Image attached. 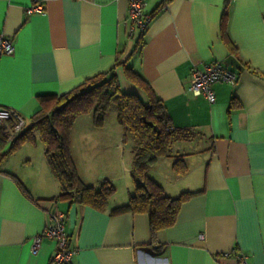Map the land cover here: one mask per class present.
<instances>
[{
	"label": "crops",
	"instance_id": "crops-1",
	"mask_svg": "<svg viewBox=\"0 0 264 264\" xmlns=\"http://www.w3.org/2000/svg\"><path fill=\"white\" fill-rule=\"evenodd\" d=\"M34 1L0 0V34L14 43L13 53L0 58V107L20 113L28 126L39 97L64 95L119 63L121 93L148 101L126 67L164 104L172 127L188 135L149 176L169 197L199 194L182 206L174 226L153 236L147 214L112 213L134 192L137 144L119 123L96 128L88 114L71 131L82 183L115 188L105 211L59 199L38 140L13 153L0 143V264H53L54 241L46 238L31 252L52 209L66 216L69 246L77 251L72 264H238L242 256L264 264V79L243 65L264 74V0H146L152 21L140 45L139 31L129 35L128 0H39L44 11L27 15ZM214 62L238 73L239 82L215 85L216 102L209 104L189 86L193 68ZM119 143L130 147V168L123 165L121 175L109 171L108 156L96 160L114 147L117 169ZM124 155L125 149L123 163ZM177 158L184 175L174 171Z\"/></svg>",
	"mask_w": 264,
	"mask_h": 264
},
{
	"label": "trees",
	"instance_id": "trees-1",
	"mask_svg": "<svg viewBox=\"0 0 264 264\" xmlns=\"http://www.w3.org/2000/svg\"><path fill=\"white\" fill-rule=\"evenodd\" d=\"M222 31L226 37L224 28ZM142 39L143 32L137 45L141 44ZM229 48L233 55H237L233 45L230 44ZM243 65L264 79L263 73L251 69L247 63ZM119 66L117 63L110 71L87 79L64 95L39 97V111L12 144L9 153L26 143L35 144L39 139L44 146L50 171L60 185L59 199L105 211L115 194V188L108 181H104L99 188L87 187L82 183L71 153V131L75 122L88 114L93 116V125L102 128L111 106L115 105L118 123L135 139L137 146L131 170L134 192L126 205L112 210V213L147 214L154 236L174 226L182 206L199 194L184 192L176 198L169 197L163 187L149 176V168L160 158L169 156L172 144L188 138V135L172 127L164 104L136 72L126 67L127 78L147 95L148 101L144 103L135 94L121 93L115 74ZM0 143L4 145L2 137ZM173 168L179 175L187 173L180 158L175 159Z\"/></svg>",
	"mask_w": 264,
	"mask_h": 264
},
{
	"label": "built area",
	"instance_id": "built-area-1",
	"mask_svg": "<svg viewBox=\"0 0 264 264\" xmlns=\"http://www.w3.org/2000/svg\"><path fill=\"white\" fill-rule=\"evenodd\" d=\"M129 1V35L133 36L135 31L144 32L152 16L144 13L146 0ZM44 11L42 1H34L28 8L26 14L41 13ZM14 51V43L10 37L0 34V58L11 55ZM239 74L226 68L220 62H214L203 68H193L191 71L189 91L195 97H204L209 104H215L216 95L213 87L217 84H228L237 86ZM26 119L17 111L10 108L0 107V137L5 145H12L25 131ZM48 222L42 233L36 235L32 240L31 252L37 254L44 239H50L55 243V251L52 258L53 264H72V258L76 250L69 246V236L66 231V216L63 212L52 209L47 212ZM202 238V237H201ZM238 264H248L245 257H240Z\"/></svg>",
	"mask_w": 264,
	"mask_h": 264
},
{
	"label": "rangeland",
	"instance_id": "rangeland-1",
	"mask_svg": "<svg viewBox=\"0 0 264 264\" xmlns=\"http://www.w3.org/2000/svg\"><path fill=\"white\" fill-rule=\"evenodd\" d=\"M92 115V114H91ZM93 121V120H92ZM108 121L107 123L110 124L112 123V125H118V120H117V109H116V106L115 105H112L110 110H109V113L107 114V117H106V120L105 122ZM29 125V123H28ZM38 143L41 144L40 140L38 139ZM42 145V144H41ZM10 148V145H6L5 146V149L6 150H9ZM117 153L119 155V158H118V163H117V169H116V159L114 158V155L113 153L116 152L115 148H111L110 150L106 151L105 154H100L99 152L96 154V160L100 161L101 159L105 158L106 156H108L109 158V162H107V165H108V169L109 171H115L117 172L119 175H121V173H123V168H127L126 170H128L130 168V147H129V143H124V144H121L119 143V147L117 148ZM125 149V155H124V163L122 161H120V157H121V154L123 152V150ZM19 152V151H18ZM18 152L14 153V154H17ZM98 165H100L101 167V170H103V166H104V163L102 162V165L98 163ZM124 165V167H123ZM132 179V178H131ZM119 185H117L118 187ZM119 188V187H118Z\"/></svg>",
	"mask_w": 264,
	"mask_h": 264
}]
</instances>
